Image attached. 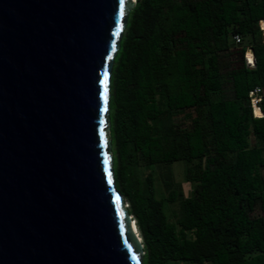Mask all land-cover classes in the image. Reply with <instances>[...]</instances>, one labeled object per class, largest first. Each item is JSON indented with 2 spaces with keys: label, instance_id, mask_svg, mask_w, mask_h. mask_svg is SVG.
Returning <instances> with one entry per match:
<instances>
[{
  "label": "trees",
  "instance_id": "trees-1",
  "mask_svg": "<svg viewBox=\"0 0 264 264\" xmlns=\"http://www.w3.org/2000/svg\"><path fill=\"white\" fill-rule=\"evenodd\" d=\"M260 22L264 0H136L128 15L110 78L109 135L142 264H264ZM223 61L232 69L222 72ZM256 87L259 119L248 101ZM175 163L185 164L188 195Z\"/></svg>",
  "mask_w": 264,
  "mask_h": 264
},
{
  "label": "water",
  "instance_id": "water-1",
  "mask_svg": "<svg viewBox=\"0 0 264 264\" xmlns=\"http://www.w3.org/2000/svg\"><path fill=\"white\" fill-rule=\"evenodd\" d=\"M135 2L0 0V264H142L108 138Z\"/></svg>",
  "mask_w": 264,
  "mask_h": 264
},
{
  "label": "rangeland",
  "instance_id": "rangeland-1",
  "mask_svg": "<svg viewBox=\"0 0 264 264\" xmlns=\"http://www.w3.org/2000/svg\"><path fill=\"white\" fill-rule=\"evenodd\" d=\"M223 70H222V72H224V71H226V70H230V69H232V67L230 68L229 66H228V64L226 63V61H223ZM235 63V62H234ZM223 96H225L226 98H230L231 97V94H230V92H229V90L228 89H226V91L224 92L223 91ZM220 97V95H218V94H214L213 96H212V99H217V98H219ZM178 122H181V123H183V120H182V118H178ZM184 124V123H183ZM108 138H109V140H110V135H108ZM112 157H113V152H112ZM114 158V157H113ZM172 171H173V175H174V178H175V181H176V183H178V184H180V185H182V188H183V190H184V192H185V194L186 195H188L189 193H190V191L192 190V188H191V186L189 185V184H187V183H185L184 182V169H185V164L184 163H175V164H173L172 165ZM143 170L140 168V172H142ZM155 172V187H156V191H157V193L158 194H160L161 193V188H160V183H159V180H158V172H157V170L155 169L154 170ZM124 199V198H123ZM123 203H124V207L127 209V211H129L128 210V204H127V202H126V200L124 199L123 200ZM177 207L175 206V207H171V209L169 210V215H171L172 216V211H174L175 209H176ZM171 212V213H170ZM262 216H264V215H262ZM133 217V216H132ZM133 220H134V222H135V224H136V221H135V219H134V217H133ZM137 227V226H136ZM138 235H139V237H140V239H141V243H142V245H143V241H142V238H141V235H140V233H139V231H138Z\"/></svg>",
  "mask_w": 264,
  "mask_h": 264
},
{
  "label": "built area",
  "instance_id": "built-area-1",
  "mask_svg": "<svg viewBox=\"0 0 264 264\" xmlns=\"http://www.w3.org/2000/svg\"><path fill=\"white\" fill-rule=\"evenodd\" d=\"M259 29L262 33V42L264 44V23L260 22L259 23ZM233 40L236 44L240 43V38L239 36L235 35L233 37ZM250 56V59L249 57ZM244 63L247 69L253 70L255 69V58H254V54L253 51L250 47L246 48V51L244 53ZM263 100V94H262V90L258 87L254 88L253 90H251L248 94V101H249V106L252 110V115L254 118H258L255 115V111L257 110L260 114H261V103ZM260 117H262V114L260 115ZM259 117V118H260Z\"/></svg>",
  "mask_w": 264,
  "mask_h": 264
},
{
  "label": "bare ground",
  "instance_id": "bare-ground-1",
  "mask_svg": "<svg viewBox=\"0 0 264 264\" xmlns=\"http://www.w3.org/2000/svg\"><path fill=\"white\" fill-rule=\"evenodd\" d=\"M134 1H135V0H134ZM248 57H249V59H250V56H248ZM255 115L259 118L261 114L256 110V111H255ZM131 227H132L133 231L135 232V228H134L133 222L131 223ZM135 234H136V232H135ZM136 236H137V234H136Z\"/></svg>",
  "mask_w": 264,
  "mask_h": 264
},
{
  "label": "snow or ice",
  "instance_id": "snow-or-ice-1",
  "mask_svg": "<svg viewBox=\"0 0 264 264\" xmlns=\"http://www.w3.org/2000/svg\"><path fill=\"white\" fill-rule=\"evenodd\" d=\"M121 15H123V10L121 11ZM107 83V75L105 76V84ZM105 102H107V88H105Z\"/></svg>",
  "mask_w": 264,
  "mask_h": 264
},
{
  "label": "clouds",
  "instance_id": "clouds-1",
  "mask_svg": "<svg viewBox=\"0 0 264 264\" xmlns=\"http://www.w3.org/2000/svg\"><path fill=\"white\" fill-rule=\"evenodd\" d=\"M136 1V0H135ZM263 101V100H262ZM252 111V110H251ZM261 114H262V117H263V112H262V110H261ZM253 116V115H252ZM262 117H260V118H262ZM254 118V117H253ZM256 119H259V118H256ZM137 228V227H136ZM137 231H138V229H137ZM142 244V243H141Z\"/></svg>",
  "mask_w": 264,
  "mask_h": 264
}]
</instances>
